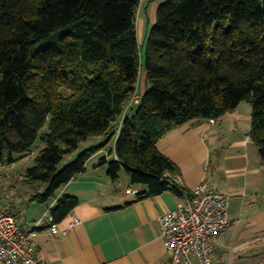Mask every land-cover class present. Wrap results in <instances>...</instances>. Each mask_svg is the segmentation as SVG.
<instances>
[{"label": "trees", "instance_id": "1", "mask_svg": "<svg viewBox=\"0 0 264 264\" xmlns=\"http://www.w3.org/2000/svg\"><path fill=\"white\" fill-rule=\"evenodd\" d=\"M142 0H0V165L45 147L24 181L61 224L79 200L61 190L87 171L123 169L140 198L189 193L159 149L177 128L252 105L250 137L264 164V0H168L157 13L138 105L137 15ZM119 129V134H117ZM106 138L60 169L90 138ZM115 140V141H113ZM114 142L111 153L101 150ZM111 155L113 158L111 159Z\"/></svg>", "mask_w": 264, "mask_h": 264}, {"label": "crops", "instance_id": "2", "mask_svg": "<svg viewBox=\"0 0 264 264\" xmlns=\"http://www.w3.org/2000/svg\"><path fill=\"white\" fill-rule=\"evenodd\" d=\"M167 1H141L139 40L147 38L160 6ZM139 81V92L145 94L149 88L145 70ZM236 112L219 120L187 123L168 134L159 149L178 166V183L190 196L206 181L211 189L231 197L234 224L214 238L212 264H243L244 259L246 264H264V256L256 250L264 246V164L250 137L252 124L244 131L236 121L226 130V119L235 117ZM94 159L84 174L61 190L60 195L70 194L79 200L78 207L60 224L61 230L68 229L66 233L52 234L51 209L56 202L33 201L35 192L24 181L26 171L17 170V163L0 172V207L8 210L25 232L35 234L32 240L37 255L49 264L169 263L171 252L162 237L159 218L185 203L187 195L166 192L140 198L138 194L145 193L146 187L123 186L121 175L112 181L108 166L96 168V163L91 164ZM127 190L138 193L128 194ZM74 220L80 224L69 228Z\"/></svg>", "mask_w": 264, "mask_h": 264}, {"label": "built area", "instance_id": "3", "mask_svg": "<svg viewBox=\"0 0 264 264\" xmlns=\"http://www.w3.org/2000/svg\"><path fill=\"white\" fill-rule=\"evenodd\" d=\"M141 96L136 93L129 106L138 105ZM214 122V121H212ZM119 134V129L116 130ZM6 166L0 165V172ZM180 181V176L176 177ZM128 194L137 191L127 190ZM231 197L201 182L185 203L172 211L163 213L159 225L171 260L167 264H212L215 251L214 238L231 228L234 221L230 217ZM80 224L79 220L70 223L69 228ZM53 235L61 231L60 224H52ZM35 234L25 232L16 218L0 207V263L1 264H49L37 255L32 238Z\"/></svg>", "mask_w": 264, "mask_h": 264}, {"label": "rangeland", "instance_id": "4", "mask_svg": "<svg viewBox=\"0 0 264 264\" xmlns=\"http://www.w3.org/2000/svg\"><path fill=\"white\" fill-rule=\"evenodd\" d=\"M166 3V2H165ZM139 18L140 15H137V26H138V22H139ZM156 23L151 24L148 34H147V38L142 39V37H140L139 40V45H140V57H141V74H140V80H142V72L145 68V60H146V54H147V46H148V40L151 34L152 29L155 27ZM140 83V81H139ZM140 85V84H139ZM139 87V86H138ZM148 89H151V85L148 84ZM138 93L140 94V96H144V94H142V92H139V88H138ZM252 105L249 102H243L239 108L237 109V112L235 113V117H233L232 119H226V123L225 126L227 127L226 130H231L236 124L235 122L237 121L243 128L244 131H246L247 127H250L252 124ZM231 118V117H228ZM107 138V137H106ZM106 138H90L85 142H82L78 149L72 154L69 155L67 157L64 158L62 164L60 165V169H63L65 166L75 162L79 156L85 152H87L88 150L94 148V147H98V146H102L104 142H106ZM115 141V140H113ZM109 143L108 145L104 144V146L102 147L101 150H104L107 153H111V150L113 148L114 142ZM45 147V145L38 140V142L36 143V145L33 148V153L31 156H29L28 158L21 160L17 163L18 168L19 169H24V171H27V169L32 168L33 166H35V157L36 155L40 152L41 149H43ZM103 157V155H101V153H99L98 155H96L93 159L92 163H98L99 159ZM113 158V155H111V159ZM16 175V179L19 180L20 179V175L18 173H15ZM128 179H130V175L128 174V172L123 169L121 172V182L123 183V186L127 185V186H131V181L129 182ZM258 249V250H257ZM257 253H261L262 256H264V246H259L258 248H256ZM251 264H253V261L250 262ZM247 263V264H250ZM246 264V259H244V263Z\"/></svg>", "mask_w": 264, "mask_h": 264}]
</instances>
